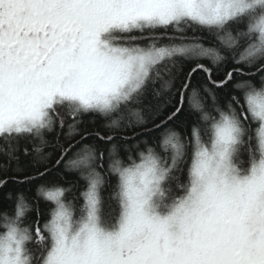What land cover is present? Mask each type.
<instances>
[{
  "label": "snow or ice",
  "instance_id": "obj_1",
  "mask_svg": "<svg viewBox=\"0 0 264 264\" xmlns=\"http://www.w3.org/2000/svg\"><path fill=\"white\" fill-rule=\"evenodd\" d=\"M3 189L0 264H264V0H0Z\"/></svg>",
  "mask_w": 264,
  "mask_h": 264
},
{
  "label": "trees",
  "instance_id": "obj_2",
  "mask_svg": "<svg viewBox=\"0 0 264 264\" xmlns=\"http://www.w3.org/2000/svg\"><path fill=\"white\" fill-rule=\"evenodd\" d=\"M202 77H203V74L202 73L198 74L197 77L194 78V81L193 82L195 83L196 82V79H201ZM185 108L186 109L188 108L187 99L185 100ZM85 119H86V125L85 126L88 127L90 130L93 129V128H98V126L101 123V121H100L99 118H96L95 119V123L92 122L93 121V118L92 117H86ZM183 119H184V117L182 116L180 118V120H183ZM193 119H195L194 116H192V117L189 118V126L191 125V122H192ZM174 123L177 124V125H179L180 121H176ZM178 130L181 131V132H184L185 131V129L183 127L178 128ZM53 177H56V173H53ZM72 178L73 177H71V176L66 177V179H72ZM60 182L63 183L64 180H61ZM11 187H14V186L10 184L9 185V188H11ZM7 190L8 189L0 190V210H10V208H11L10 202H4L3 201V193L6 192Z\"/></svg>",
  "mask_w": 264,
  "mask_h": 264
}]
</instances>
